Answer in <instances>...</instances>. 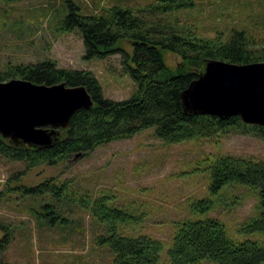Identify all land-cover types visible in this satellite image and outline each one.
Listing matches in <instances>:
<instances>
[{"label":"trees","instance_id":"16d2710c","mask_svg":"<svg viewBox=\"0 0 264 264\" xmlns=\"http://www.w3.org/2000/svg\"><path fill=\"white\" fill-rule=\"evenodd\" d=\"M63 1L62 27L78 29L84 57L101 58L120 52L136 87L127 97L113 99L103 96L100 83L91 71L58 66L50 57L7 64L0 68V80L18 76L47 84L82 83L94 102L71 115L68 125L60 128L59 140L52 146L36 148L15 144L0 136L1 154L27 164L43 160L56 162L77 151L84 153L152 126L154 134L165 142L200 137L217 139L219 134L242 126L264 138V125L244 122L237 114L221 118L187 113L180 101V91L196 77L204 59L215 57L233 62L264 59V43L258 45L243 28L231 31L227 37L200 34L194 23L176 14L178 9L192 6L194 0H150L144 4L114 0L101 11L93 12L83 11L74 0ZM127 39L131 42L130 51L120 44ZM165 51L177 53L181 61L175 66L167 65ZM198 162L208 172L209 194L230 184L246 185L255 191L254 212L238 223V236L230 233L219 217L195 216L212 208L209 195L191 201L190 206L196 214L176 219L170 240L164 241L143 232H120V224L139 221L144 211L137 212L130 203H109V193L93 197L87 193L80 200L105 224V232L98 233L95 241L106 244L113 254L104 264H199L203 260L213 264H264V160L231 153H207ZM21 192L39 196L50 193L57 200L69 190L64 182L56 183L46 178L21 186ZM42 207L45 210L40 211V217L67 220L56 203L44 202ZM1 225L5 230L0 237V264L13 235L8 225L0 222Z\"/></svg>","mask_w":264,"mask_h":264},{"label":"rangeland","instance_id":"374dc122","mask_svg":"<svg viewBox=\"0 0 264 264\" xmlns=\"http://www.w3.org/2000/svg\"><path fill=\"white\" fill-rule=\"evenodd\" d=\"M74 1L83 11L93 12L101 11L114 0ZM123 1L144 4L150 0ZM64 5L63 0H0V68L50 57L58 66L91 71L104 97H127L136 83L125 68L121 53L84 57L78 29L62 27ZM176 14L194 23L202 35L227 37L231 31L243 28L258 45L264 43V0H194L192 6L180 8ZM120 44L126 51L131 50L130 40ZM164 61L175 66L181 58L165 51ZM153 129L152 126L112 139L56 162L27 164L0 153V222L8 225L13 234L1 264H104L110 260V248L95 241L98 233L105 232V224L80 200L87 193L90 197L109 193V203H130L137 212L144 211L139 221L120 224V232H143L164 241L170 240L176 219L196 214L191 201L209 195L212 208L195 216L219 217L235 235L238 223L254 212L256 193L246 185L230 184L209 194L208 172L198 161L207 153L264 160V138L242 126L219 134L217 139L165 142ZM46 178L64 182L68 194L56 200L50 193L39 196L21 192V186ZM42 201L56 203L67 220L40 217V211L45 210ZM4 230L1 225L0 237ZM199 264L213 262L203 260Z\"/></svg>","mask_w":264,"mask_h":264},{"label":"water","instance_id":"95a60500","mask_svg":"<svg viewBox=\"0 0 264 264\" xmlns=\"http://www.w3.org/2000/svg\"><path fill=\"white\" fill-rule=\"evenodd\" d=\"M180 101L187 113L221 118L237 114L244 122L264 125V59L206 58L196 77L180 91ZM93 102L82 83L47 84L18 76L0 80V136L15 144L52 146L71 115Z\"/></svg>","mask_w":264,"mask_h":264}]
</instances>
